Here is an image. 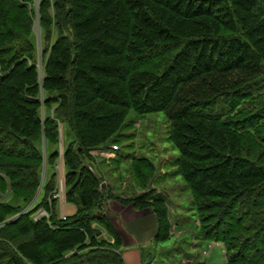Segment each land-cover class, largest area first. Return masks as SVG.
<instances>
[{
    "label": "trees",
    "instance_id": "1",
    "mask_svg": "<svg viewBox=\"0 0 264 264\" xmlns=\"http://www.w3.org/2000/svg\"><path fill=\"white\" fill-rule=\"evenodd\" d=\"M35 3L0 0V264H126L107 202L120 197L91 150L117 145L131 111L170 119L179 174L228 264H264V0H39V17ZM131 161L147 188L150 158ZM39 187L47 215L25 210Z\"/></svg>",
    "mask_w": 264,
    "mask_h": 264
},
{
    "label": "rangeland",
    "instance_id": "2",
    "mask_svg": "<svg viewBox=\"0 0 264 264\" xmlns=\"http://www.w3.org/2000/svg\"><path fill=\"white\" fill-rule=\"evenodd\" d=\"M38 2L39 0H36L35 6L39 17ZM36 19L35 31L38 39L41 40V25L39 18ZM130 120L131 124L123 129L127 135L115 142L119 146L118 153L110 152L108 148L102 149L103 151L91 150V154L99 163L97 168L94 166L93 168L100 174L104 187L112 189V193L119 195L121 199L125 198L129 201L132 198L130 203L121 201L120 198L111 200L126 207L147 210L148 214L145 218L140 217L135 221H144L143 223H147L148 227L153 228L155 232L150 240H141L131 250L121 247L125 263L128 264L126 260L128 257L130 264H228L229 252L226 244L219 240L206 238L203 230L205 219H202V212L197 208L196 195L184 177L179 174L178 164H176L179 151L169 139L170 119L163 112L142 115L131 111L127 118V121ZM60 131L61 154L56 164L58 189L53 195L58 202L61 200V190L63 195H66L62 125ZM43 139H45L44 136ZM43 143L44 152L46 147L50 150L56 146V143L51 141H46V146L45 142ZM138 157L150 158L153 165L150 184L147 188L141 186V182L133 172L131 160ZM102 160L105 162H101ZM45 166L47 165L43 164V173L49 179L52 171L47 170ZM61 167H64L65 174L62 171L59 172ZM111 185H115L116 189H113ZM142 194H147L144 205L133 206L134 197ZM45 195L47 199L52 197L51 193L45 194V190L39 187L35 198L27 204L25 210L33 207L37 209L35 215L39 214L44 210L41 206H43ZM157 198H162L165 202L159 204L155 201ZM25 202L26 200L22 199L21 205ZM107 202L109 204V200ZM150 213L152 214L151 219L149 218ZM161 216L167 223V236L157 239L158 221Z\"/></svg>",
    "mask_w": 264,
    "mask_h": 264
},
{
    "label": "crops",
    "instance_id": "3",
    "mask_svg": "<svg viewBox=\"0 0 264 264\" xmlns=\"http://www.w3.org/2000/svg\"><path fill=\"white\" fill-rule=\"evenodd\" d=\"M61 171L65 174L64 167L60 168L59 172ZM113 187V189H116L115 185H113ZM65 196L66 195H63L61 190V200H59L58 202V211L60 217L64 215H73L77 209L74 204L67 202ZM109 208L110 214L113 217L115 228L123 239V247L131 250L132 248H135L141 240H150L154 235V229L150 228V226L148 227L147 223L144 224V221H135L140 217L145 218V216H147L146 214H148L147 210H137L134 209V207H126L119 204V202L115 200L113 201L111 199L109 200ZM149 218H152L151 213L149 214ZM126 260L128 261V264H130V260L128 259V257L126 258Z\"/></svg>",
    "mask_w": 264,
    "mask_h": 264
},
{
    "label": "built area",
    "instance_id": "4",
    "mask_svg": "<svg viewBox=\"0 0 264 264\" xmlns=\"http://www.w3.org/2000/svg\"><path fill=\"white\" fill-rule=\"evenodd\" d=\"M116 149H118L117 145H111L110 148H109L110 152H115ZM95 150L103 151L102 149H95ZM42 214H46V212L44 210L40 211L39 215H42Z\"/></svg>",
    "mask_w": 264,
    "mask_h": 264
}]
</instances>
